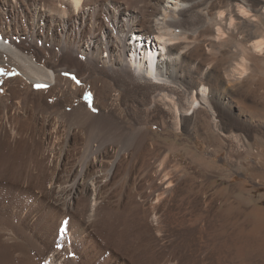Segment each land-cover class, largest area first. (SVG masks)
<instances>
[{
	"label": "rangeland",
	"instance_id": "374dc122",
	"mask_svg": "<svg viewBox=\"0 0 264 264\" xmlns=\"http://www.w3.org/2000/svg\"><path fill=\"white\" fill-rule=\"evenodd\" d=\"M91 1L94 4L90 7L85 6L88 3L91 4ZM128 1L134 2V0H89V2L83 0L81 8L84 13L81 8L73 13L75 9L72 8V11L67 14H62L61 18H65L68 27L67 31L62 28L60 31L61 26L59 25L50 31L39 26L33 37L34 40L28 39L37 44L35 46L39 52L41 50L40 53L45 50L47 54H51L55 62H59V68L66 69L67 77L79 88H77L78 95L82 87L84 88L83 92H87H85L84 100L87 101L88 109L97 104L102 106L101 110L104 111L103 106H108L107 102L113 105L109 113L103 112L97 117H90L103 121V131H119L113 125L106 124L107 122L118 124L128 121L140 122L146 127L143 128L144 134H148L146 135L148 141L145 139V144L148 145L147 148H152L150 151L154 159L157 154L166 153L167 172L170 171L168 174L171 176H167L170 181L168 187L167 183H164V188L161 187V183L155 182L156 180L148 173L150 182L152 180L151 186L159 191L164 190V194L159 198L150 199V204L142 201L149 190L145 184L148 176L145 172L149 167L144 168L142 164L146 159L143 155L145 146L136 141V147L133 149L136 154H126L122 157L123 159L121 158L119 176L112 179L116 181L119 177L124 180L126 176L128 183H125L129 187L123 188V197L121 192L117 194L105 192L108 195H102L100 210H105L110 201L117 199L123 206L129 194L138 209L150 211L146 220L152 228L151 235L145 234L148 237L145 236L144 239L139 240L138 244L140 247L147 246V249H152V251L148 249L149 255L152 256L149 261L152 260V264H246V262L247 264L251 262L252 264H264V225L259 226L261 219L264 222V48L260 55L255 52L247 53L245 57L246 66L249 65L247 73L236 82L233 90L228 86L226 91H232L236 96L234 101L228 97V92L223 91V87H226L225 82L220 73L214 69V73L206 77V80L214 84L210 91L214 113L212 114L205 108H198L193 115L187 116L188 118L182 117L177 127L176 123L168 120L171 117L168 109L152 106L153 100L143 93L146 85L133 84L127 78L107 75L102 71H99L97 77L94 73V77L88 83L81 80L86 70V76L91 74L84 62L91 59L89 52L92 41L95 39L98 40L97 56H100V59H108L110 56L117 57L124 47L126 48L122 50L124 59L129 60L136 55L144 58L142 64L147 65L150 58L149 53H161L153 38L142 37L137 32L129 31L131 26L139 27L140 18L139 15L131 14L126 8ZM67 6L70 7L69 4ZM24 12L29 17L26 8ZM42 15L44 16V12ZM32 18L34 20V17ZM14 26L12 24L10 28ZM21 29L23 31L24 28L21 27ZM121 39L127 42L126 45L123 46ZM197 51L200 52L198 47ZM229 60V56L216 57L214 61L216 69L218 66L226 65ZM90 62L93 63L92 60ZM125 65H119V69L124 70ZM97 67H102V64L98 62ZM131 69L133 70V67ZM9 74L15 75L13 72ZM46 86L32 85V89L40 90L43 87L47 90L49 87ZM21 89L23 92L21 95L26 100L24 113L29 110L28 114L12 112L14 117L7 120L3 131L0 129V201L3 200L0 202V217L4 221L0 222V230L7 229L13 232L17 224H24L28 220L30 225L26 227V233L18 236L19 239H24L29 243V251L35 256L41 249L42 239L47 247H51L56 230L66 218H69L66 223L67 235H69L79 215L68 211L60 223L61 208L59 211L56 207L44 206L43 200L37 199L34 186L31 184L26 186L15 181H22L30 174L31 177L38 176L45 186V177L51 173V166H53V161L50 159H54L49 156L48 149L43 146L42 141L47 127L43 120L44 114H42L45 113V109L42 110L43 108L39 107V104L41 106L45 102L52 104L53 100L49 99L50 97L46 98L47 92L42 95L33 93L27 85ZM94 97L97 102L93 104ZM194 106L197 107L196 102ZM162 120H164L163 124ZM149 123L150 125H146ZM111 127L113 129H108ZM143 131H139V136L143 134ZM63 135L60 136V140L65 139V133ZM79 135L76 132L70 139L74 152L73 160L79 155ZM148 142L152 144L151 147ZM132 155L138 160V167L135 170L129 166ZM139 168L141 174L137 171ZM129 190L133 192L132 195ZM108 200H110L109 203ZM141 205L143 209L139 208ZM141 219L142 222L145 220L140 217L139 220ZM141 225L142 231L139 229L138 237H142L141 234L145 233V224ZM85 234L83 253L87 255L81 256L82 252L79 253L78 249L72 250L68 257L74 264H76L74 258L79 264H141L136 259L137 255L135 256L129 250L124 249L123 251V248L118 249L111 243H106L91 228ZM60 238L61 236L58 235L56 240ZM256 239L263 242L258 245L254 241ZM146 241H148L147 244ZM244 241L246 243H243ZM252 242L255 243L252 244ZM66 244L71 248L75 246L74 243L72 246L71 242ZM136 249L139 248L136 247ZM16 251H11L12 255L17 254L18 251ZM2 258H9V255L6 254ZM35 259L34 264H39V258ZM17 263L20 262L13 264ZM43 263L42 260L40 264ZM23 264H29V262Z\"/></svg>",
	"mask_w": 264,
	"mask_h": 264
},
{
	"label": "bare ground",
	"instance_id": "6f19581e",
	"mask_svg": "<svg viewBox=\"0 0 264 264\" xmlns=\"http://www.w3.org/2000/svg\"><path fill=\"white\" fill-rule=\"evenodd\" d=\"M84 2H89V0H84ZM128 2L126 8L131 14L139 15L140 18L139 27L131 26L129 31L131 33L137 32L142 37L153 38L161 53H149L150 58L147 65L142 64L144 58L136 55L129 60L124 59V53H122V50L126 49L124 47L117 57L110 56L108 59H100V56H97L98 40L95 39L92 41L93 44L89 52L91 59L84 62L91 74L86 76V70L83 76L81 75L83 82L88 83L94 77V73L97 77L99 71H102L107 75L127 78L133 84L146 85L142 91L153 102L155 101L152 102V106L168 109L171 112V117L168 120L171 123H176L177 127H179L182 117L193 115L198 108H205L212 114L214 113L213 103L210 99V91H212L214 84L206 80V77H210L214 73V69L220 73L225 82L226 87H223V91L228 92V97L234 101L236 96L231 90L234 89L236 82L247 73L246 70L249 66H246L245 57H247V53L255 52L260 55L264 48V38H262L264 37V0H134L133 3ZM68 4L70 7L67 6ZM82 4L83 0H0V129L3 131L7 120L14 117L12 112L24 113L26 100L21 95L23 93L21 87L27 85L33 93L40 95L47 92L46 98L50 97L49 99L53 100L52 104L47 102L41 106L39 104V107L43 108L42 110L45 109V113H41L44 114L43 120L47 127L46 135L44 134L42 141L43 146L48 149L49 156L54 158L50 159L49 157L53 161V166H51V173L45 177V186L40 182L38 176L31 177L30 174L22 181H15L26 186L28 184L34 186L37 199L41 198L44 206L56 207L58 210L61 208L60 223L68 211L76 212L79 215L76 221L77 226H72L74 229L67 239L61 237L56 240L59 226L53 236L51 247H47L42 239L43 241H40L41 249L35 256L31 255L29 251V243L24 239H19L18 236L26 233V227L30 225L28 220L24 224H17L13 232L7 229L0 230V264H13L15 262L34 264L36 257L40 260L39 264L42 260L44 261L43 264H74L70 261L71 258L68 257V254L72 250L78 249L79 253L82 252L83 254H80L81 256L87 255V253H83V248L86 240L85 233L90 228L93 232L96 231L106 243H111L118 249L123 248V251L124 249L129 250L135 256L137 255L136 259L141 264H152V260L149 261L152 256L148 253L151 248L148 250L147 246L144 248L138 244L139 240L144 239L145 236L148 237V233L152 232V228L146 220L149 215L148 212H150L146 210L147 207L145 208L147 212L141 211L137 208V204H133L131 196L127 194V201L123 206L117 201L118 199L113 200V202L108 200L110 203L107 207L110 206V208L107 209L106 207L105 210H100V199L102 195H108L105 193L107 191L113 194L123 193V188L129 187L126 184L128 183L126 176H124V180L119 177L116 181L112 179H115L120 172L119 164L122 163V157L130 153L136 154L133 150L136 147V141L145 146L143 155L148 159L147 161L144 159L142 164L144 168L149 167L145 173L151 174L156 180H154L155 182L161 183V187L164 188V183H167L168 187L170 181L167 176H170L168 174L170 171L167 172L166 153L158 152L159 154L154 159L155 157L150 151L152 148H147L148 145L145 144V139L148 141L146 136L148 134H144L143 128L146 127L143 124L142 126L140 122L128 121L121 124L105 122L113 125L119 131H103V121L92 118L103 112L109 113L108 111L113 109V105L107 102L108 106L104 105V111H102V106L95 104L89 110L88 105L86 106L87 101L84 100L87 93L86 91L83 92L84 88L82 87V91L78 95L79 88L67 77L66 69L59 68V62H55L51 54H47L45 50L40 53L41 50L39 52L35 46L37 44L28 40H34L33 37L39 26L50 31L59 25L61 26L59 27L60 31L61 28L67 31L68 27L65 18H61L62 14H67V12L72 11V8L75 9L73 12L75 13ZM92 4L94 3L91 1V4L88 3L85 6L90 7ZM25 8L29 12V17L24 12ZM81 9L84 13L83 8ZM43 12L44 16L42 15ZM59 21H61L60 24ZM12 24L15 26L10 28ZM21 27L24 28L23 31ZM23 38H27V40ZM122 41L123 46L126 45L127 42L124 39ZM106 46L108 45L106 44ZM197 47L200 52L197 51ZM218 56H229L230 60L227 61L226 65L218 66L216 69L214 61ZM91 60L93 63L90 62ZM98 62L102 64V67H97ZM121 64H126L124 70L119 69ZM6 71L8 72L6 73ZM12 72L15 75L9 74ZM116 84L120 85L118 82ZM32 85L37 87L47 85L46 87L49 88L45 90L42 87L40 90H33ZM228 86L231 90L226 91ZM2 91L4 93H1ZM93 99L94 104L97 102L96 97ZM76 101L77 103H75ZM195 102L197 107L194 106ZM34 106L36 107L35 104ZM30 112L32 111L30 110ZM170 112L168 113L170 114ZM163 123L164 120H162ZM146 125H150V123ZM141 130L143 134L139 136ZM76 132L80 134L79 155L73 160L74 152L70 139ZM64 133L65 139L60 140V136H64ZM151 145L149 143V147ZM132 156L129 166L135 170L138 167V160L134 155ZM137 171L140 173L141 169L139 168ZM121 174L123 175V173ZM149 175L146 179L143 176L149 190L142 199L148 204L153 197L156 199L164 194V190L159 191L156 187L151 186L152 180L150 182ZM131 193L133 194L130 191ZM123 195L124 193L121 196L123 197ZM134 195L133 197H135ZM142 205L139 208L143 209ZM75 206L76 208H74ZM151 211L153 212V210ZM140 217L145 220L142 222L141 219L140 221ZM1 219L0 217V222H4ZM260 221L259 226L261 227L264 222L262 219ZM143 223L145 224V233L141 234L142 237H138V232L142 229L140 227ZM253 231L255 230L253 229ZM68 241L71 242L72 246L74 243L75 246L71 248L66 244ZM254 241L260 245L259 239ZM254 243L252 242V244ZM136 247L139 249L137 250ZM16 250L18 253L12 255L11 251ZM6 254L9 255V258H2ZM75 259V263L79 264Z\"/></svg>",
	"mask_w": 264,
	"mask_h": 264
}]
</instances>
